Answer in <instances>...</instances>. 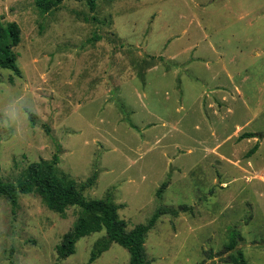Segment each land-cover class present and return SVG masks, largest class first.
I'll return each instance as SVG.
<instances>
[{
  "label": "rangeland",
  "instance_id": "374dc122",
  "mask_svg": "<svg viewBox=\"0 0 264 264\" xmlns=\"http://www.w3.org/2000/svg\"><path fill=\"white\" fill-rule=\"evenodd\" d=\"M95 1L0 0L20 28L19 72L0 68V178L57 153L58 174L93 177L83 196L111 194L127 229L186 205L147 232L150 264H233L236 248L264 264V0ZM78 211L0 195V264H127L115 242L88 262L103 230L58 257Z\"/></svg>",
  "mask_w": 264,
  "mask_h": 264
},
{
  "label": "trees",
  "instance_id": "16d2710c",
  "mask_svg": "<svg viewBox=\"0 0 264 264\" xmlns=\"http://www.w3.org/2000/svg\"><path fill=\"white\" fill-rule=\"evenodd\" d=\"M63 0H34V4L42 13L57 7ZM84 1L89 10L93 11L96 7L95 0H76ZM20 39V28L15 21L0 22V68H8L18 73L16 65V52L13 48ZM30 113V119H31ZM257 136L252 131L239 134L237 138H250ZM255 142L247 151L250 155L257 148ZM59 157L54 153L50 159H39L30 162L17 177L15 182L4 181L0 178V195L4 196L11 205L17 202L18 193H37L45 206L61 215L69 206H77L78 214L71 226L62 234L58 245V257L64 258L75 251L76 241L83 236L104 231L93 244L90 251L88 262L94 261L111 242H115L124 247L129 258L127 264H150L146 258L144 241L147 232L155 225L158 217L165 213L176 215L179 208L184 210L186 205L177 208L169 206H159L145 222L137 223L130 229L126 228V222L118 216V205L113 201L111 194L100 198H85L82 194L84 188L91 185L92 178L86 181L76 182L72 178L60 176L56 165ZM168 180H164L158 187L156 195L159 196L161 190L166 187ZM242 239L240 231L232 229L229 241L225 244V250H231ZM228 259L233 264H247L242 251L236 248L234 252L228 254Z\"/></svg>",
  "mask_w": 264,
  "mask_h": 264
}]
</instances>
